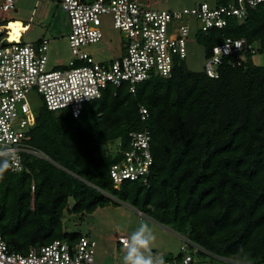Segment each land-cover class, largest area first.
Returning a JSON list of instances; mask_svg holds the SVG:
<instances>
[{"label": "trees", "instance_id": "trees-1", "mask_svg": "<svg viewBox=\"0 0 264 264\" xmlns=\"http://www.w3.org/2000/svg\"><path fill=\"white\" fill-rule=\"evenodd\" d=\"M198 36L205 57L225 37L245 38L264 53V3ZM254 55L234 56L217 78L177 61L171 77L153 76L135 92L110 87L78 118L43 104L30 143L47 157L25 155L22 170L10 167L0 179V235L9 248L27 253L55 239L78 241L81 232L63 228L65 210L93 213L111 203L110 193L183 233L199 256L264 264V64ZM147 126L154 157L148 185L116 188L110 168L122 154L109 144L120 140L126 150L129 132Z\"/></svg>", "mask_w": 264, "mask_h": 264}, {"label": "built area", "instance_id": "built-area-1", "mask_svg": "<svg viewBox=\"0 0 264 264\" xmlns=\"http://www.w3.org/2000/svg\"><path fill=\"white\" fill-rule=\"evenodd\" d=\"M157 0H61L70 18L68 35L73 58L68 66L49 67V40L24 42L5 36L0 40V150L15 149L18 159L14 171L24 168V156L47 157L30 143L31 129L37 121L29 95L40 94L43 104L52 111L68 109L75 118L82 115L86 102L99 99L110 87L127 84L135 92L138 84L153 76L171 77L177 61L186 60L189 51L193 18L199 22L198 32L223 29L230 17H246L250 8L264 0H216L212 6L200 2L194 6L167 10L153 7ZM3 12L16 10L15 0H4ZM109 16L112 25L123 34L125 53L120 58L97 62L83 47L98 43L103 38L102 18ZM27 29V30H26ZM1 32V30H0ZM2 35V33H0ZM259 53L257 44L245 38L225 37L212 47L205 57L204 71L211 78L220 75V67L243 52ZM141 119L148 122L149 112L140 107ZM152 132H129V147L113 154H122L110 168V177L118 188L126 181H142L148 185L154 164ZM34 189V186H33ZM140 216L144 213L138 210ZM126 234H117L116 242L124 249ZM189 243V242H188ZM97 241L82 236L74 243L55 239L49 244L32 246L27 253L12 251L0 235V264H95ZM182 255L163 256L166 264H196V257L181 247ZM159 255H162L159 253Z\"/></svg>", "mask_w": 264, "mask_h": 264}, {"label": "rangeland", "instance_id": "rangeland-1", "mask_svg": "<svg viewBox=\"0 0 264 264\" xmlns=\"http://www.w3.org/2000/svg\"><path fill=\"white\" fill-rule=\"evenodd\" d=\"M3 2L4 0H0V6ZM60 2L61 0H15L17 10L3 12L0 9V23L17 18L32 21L33 26L23 35L24 42L37 43L43 36L49 40L50 68L68 66L74 56L68 39L71 31L70 18ZM200 2H207L213 6L216 0H157L153 7L173 11ZM102 21V40L83 47L84 51L90 53L97 62L114 60L125 53L123 34L113 27L109 16L103 17ZM38 22L45 25L42 26ZM198 28L199 22L193 18L189 51L185 60L188 68L193 71H202L205 61V47L199 41ZM0 30L2 37L5 36V27L0 26ZM253 58L256 63L264 64V53L255 54ZM29 101L36 112L43 105L42 98L37 92L30 93ZM109 148L119 150L120 140L111 142ZM105 194L111 198L109 205L85 214L70 213L66 209L63 216L65 231L81 232L84 236L97 241L95 264H123L124 249L116 242V234H126L130 237L142 222L148 224L156 237L151 245V252L157 254L164 251L170 253L171 258H175L182 253L181 247L184 245L187 251L196 257V264H230L221 257L199 256L197 249L189 245L183 233L177 232L170 225L155 221L146 214L140 216L138 209L131 202L120 200L110 193ZM73 204L74 199L70 198L69 206L72 207Z\"/></svg>", "mask_w": 264, "mask_h": 264}, {"label": "clouds", "instance_id": "clouds-1", "mask_svg": "<svg viewBox=\"0 0 264 264\" xmlns=\"http://www.w3.org/2000/svg\"><path fill=\"white\" fill-rule=\"evenodd\" d=\"M17 159L15 149L0 150V179L15 164ZM155 238L148 224L142 222L124 241L123 264H166L163 255H154L151 252V245Z\"/></svg>", "mask_w": 264, "mask_h": 264}, {"label": "bare ground", "instance_id": "bare-ground-1", "mask_svg": "<svg viewBox=\"0 0 264 264\" xmlns=\"http://www.w3.org/2000/svg\"><path fill=\"white\" fill-rule=\"evenodd\" d=\"M1 28H3V26H1ZM7 29H9V38L14 40L20 37L21 31L24 29V25L20 22V20H10L7 24Z\"/></svg>", "mask_w": 264, "mask_h": 264}, {"label": "crops", "instance_id": "crops-1", "mask_svg": "<svg viewBox=\"0 0 264 264\" xmlns=\"http://www.w3.org/2000/svg\"><path fill=\"white\" fill-rule=\"evenodd\" d=\"M16 10H17V8H16ZM31 19V18H30ZM15 20H20V22H22L24 25H27L28 26V28L29 29H31V27L33 26V24H32V21H27V20H24V19H20V18H17V19H15ZM34 23V22H33ZM40 25H45V24H42V23H40V22H38ZM43 37H45V36H43ZM42 37V38H43ZM117 235V234H116ZM160 254H162L163 256H168V255H170V253H168V252H164V251H162V252H159ZM159 253H157V254H159ZM153 254L154 255H156V253H154L153 252Z\"/></svg>", "mask_w": 264, "mask_h": 264}]
</instances>
